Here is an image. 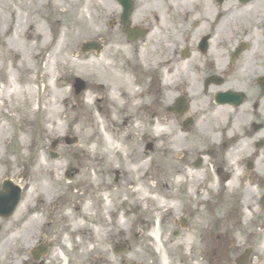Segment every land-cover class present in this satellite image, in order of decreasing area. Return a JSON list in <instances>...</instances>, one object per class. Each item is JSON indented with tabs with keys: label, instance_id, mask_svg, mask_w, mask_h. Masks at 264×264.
Returning a JSON list of instances; mask_svg holds the SVG:
<instances>
[{
	"label": "flooded vegetation",
	"instance_id": "af4514ba",
	"mask_svg": "<svg viewBox=\"0 0 264 264\" xmlns=\"http://www.w3.org/2000/svg\"><path fill=\"white\" fill-rule=\"evenodd\" d=\"M84 1L99 46L84 54L116 76L86 84L87 114L143 144L113 160L65 145L75 159L14 230L0 219L3 263L264 264V0ZM51 5L18 0L21 18ZM156 118L163 192L149 200L123 157L151 158L153 131L134 126Z\"/></svg>",
	"mask_w": 264,
	"mask_h": 264
},
{
	"label": "rangeland",
	"instance_id": "374dc122",
	"mask_svg": "<svg viewBox=\"0 0 264 264\" xmlns=\"http://www.w3.org/2000/svg\"><path fill=\"white\" fill-rule=\"evenodd\" d=\"M4 1L0 0V184L9 178L23 187L22 200L6 226L14 230L10 225L18 224L40 190L46 193L50 181H57L64 161L75 159L65 154L68 147L62 141L51 149L53 139L76 136L77 143L69 147L73 153L99 150L110 160L117 151L129 155L132 146L143 142L138 134L129 139L110 127L105 130L104 120L87 114L88 108L95 110V93L76 95L71 87L76 76L93 83L104 79L102 73L116 78L108 66L103 68L102 57L79 53L84 34L94 25L88 14L91 5L84 0H51L48 8H26L28 14L21 18L18 0ZM15 87L17 94L11 92ZM134 127L140 134L146 127L156 134L155 152L149 160L140 155L123 159L135 169V191L156 200L163 192V119H137ZM50 169L55 170L54 178ZM21 233L16 229L12 239ZM3 237L2 231L0 264H5Z\"/></svg>",
	"mask_w": 264,
	"mask_h": 264
},
{
	"label": "water",
	"instance_id": "95a60500",
	"mask_svg": "<svg viewBox=\"0 0 264 264\" xmlns=\"http://www.w3.org/2000/svg\"><path fill=\"white\" fill-rule=\"evenodd\" d=\"M91 47H96L93 42L84 43L82 49H89ZM74 88L76 92L81 91L84 88L83 81L76 78L74 83ZM74 139L66 138V143H71ZM2 187L6 190L4 194L0 191V215L8 216L13 209L16 207L19 197L20 188L11 180H4Z\"/></svg>",
	"mask_w": 264,
	"mask_h": 264
},
{
	"label": "bare ground",
	"instance_id": "6f19581e",
	"mask_svg": "<svg viewBox=\"0 0 264 264\" xmlns=\"http://www.w3.org/2000/svg\"><path fill=\"white\" fill-rule=\"evenodd\" d=\"M32 37H33V35H32ZM32 37H31V38H32ZM38 37H39V36H38ZM47 73H49V71H48ZM11 92H12V93H14V94H17V93H18V89L15 87V88H13V89H12V91H11ZM25 114H27V115H28V114H29V112H26Z\"/></svg>",
	"mask_w": 264,
	"mask_h": 264
}]
</instances>
